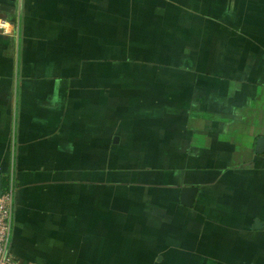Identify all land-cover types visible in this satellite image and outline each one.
<instances>
[{
    "label": "crops",
    "instance_id": "obj_1",
    "mask_svg": "<svg viewBox=\"0 0 264 264\" xmlns=\"http://www.w3.org/2000/svg\"><path fill=\"white\" fill-rule=\"evenodd\" d=\"M0 18L20 264H264V0H0Z\"/></svg>",
    "mask_w": 264,
    "mask_h": 264
},
{
    "label": "built area",
    "instance_id": "obj_2",
    "mask_svg": "<svg viewBox=\"0 0 264 264\" xmlns=\"http://www.w3.org/2000/svg\"><path fill=\"white\" fill-rule=\"evenodd\" d=\"M7 21L0 18V31L6 30ZM16 183L11 173L3 180L0 197V264H20L11 251L14 220Z\"/></svg>",
    "mask_w": 264,
    "mask_h": 264
},
{
    "label": "water",
    "instance_id": "obj_3",
    "mask_svg": "<svg viewBox=\"0 0 264 264\" xmlns=\"http://www.w3.org/2000/svg\"><path fill=\"white\" fill-rule=\"evenodd\" d=\"M257 151L259 153H263L264 142H259ZM2 185H3V177L0 175V197L2 195ZM197 193H198V189L196 187H188L183 189L182 197H181L182 204L185 205L186 207H193ZM254 228L260 229L261 223H259V221H256Z\"/></svg>",
    "mask_w": 264,
    "mask_h": 264
}]
</instances>
